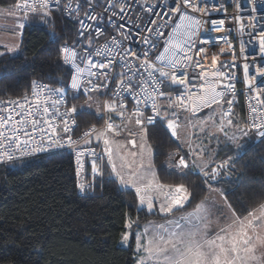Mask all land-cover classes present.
Here are the masks:
<instances>
[{"label": "snow or ice", "instance_id": "1", "mask_svg": "<svg viewBox=\"0 0 264 264\" xmlns=\"http://www.w3.org/2000/svg\"><path fill=\"white\" fill-rule=\"evenodd\" d=\"M53 5L75 17L79 25L77 40L60 48L63 64L75 70L70 88L74 92L83 90L88 108L92 106L90 93L109 96L102 105L107 119L103 128L92 125L74 139L69 134L73 132L69 120L77 126L73 114L78 108L73 105L63 112L60 110L66 104L67 88H52L33 81L31 100L27 93L22 98L0 99V163L23 162L35 154L72 149L78 177L76 186L81 193L93 191L96 177H103L108 168L109 175L116 177L122 187L135 190L137 212L146 209L153 213L158 209L164 217L172 216L190 202L193 194L185 184H166L157 175L147 128L155 126L157 121L163 122L171 137L181 141L179 150L170 154L171 166L181 174H186L184 170L188 169L201 175L208 192L220 199L205 196L191 212L173 216L164 223L146 224L135 234L136 264H264V202L237 213L228 199V190L213 186L231 180L236 158L229 156L215 163L214 152L206 158L208 144L199 135L203 133L211 142L222 133L236 144L237 158L244 147L237 143L239 139L254 133L264 140V83H257L258 77L264 78V66L256 69V75H249L250 65L244 64L245 85L249 91L255 90L256 104H249L252 119L241 126L232 118L233 100L226 99L229 90L235 91L232 83L235 73L230 71L235 67V58L231 62L220 61L224 49L211 54L204 45L223 40L233 52L234 46L227 36L201 38L202 31H225V20L206 19L210 12L206 5L201 6L200 0H172V5H168V0H107L99 13L96 8L101 7L100 0H76L75 6L73 0H66L63 5L62 0H21L0 12V16L16 17L15 29L22 30L25 23L21 21L30 16L47 21ZM158 7H167V11H156ZM235 7L241 9L240 4ZM222 8L223 5L215 10ZM252 11L257 8L253 6ZM85 19L93 23H85ZM233 19L239 21L241 16L235 15ZM126 20L137 29L135 38L141 46L138 50L128 43L133 33L131 29L124 30L122 21ZM239 31L243 33V25ZM249 35L258 39L259 52L264 56V30ZM101 37H106L105 43L97 46L95 42ZM3 47L0 57L17 51L20 44ZM245 51L241 40L240 52ZM244 59L247 61L246 55ZM85 72L88 79L82 80ZM113 84L115 87L110 88ZM41 93L45 94L43 100ZM76 98L74 95L73 99ZM95 103L100 112L98 98ZM217 108L221 109L218 113ZM205 109L209 112L201 116ZM79 110L84 111L85 106L81 105ZM181 113L185 114L183 119ZM116 119L121 123L117 124ZM133 123L140 128L139 133L129 127ZM227 128H236L240 137L229 136ZM125 133L129 137L126 143L116 139ZM93 139L97 147L102 142L101 152L88 147ZM184 148L187 151L181 155ZM85 157L91 166V183L79 179L85 169ZM116 160L120 161L119 167ZM134 223L126 218L125 228L129 231L122 234V243L129 241Z\"/></svg>", "mask_w": 264, "mask_h": 264}, {"label": "trees", "instance_id": "2", "mask_svg": "<svg viewBox=\"0 0 264 264\" xmlns=\"http://www.w3.org/2000/svg\"><path fill=\"white\" fill-rule=\"evenodd\" d=\"M16 2L0 0V9H9ZM76 28V21L60 10H53L47 21L30 16L20 35L18 52L0 57V99L24 96L37 80L52 88L64 87L68 71L60 60L59 46L73 44ZM66 97L71 105L69 92ZM241 113L237 103L232 118L239 124ZM76 115L78 131L101 124L94 112L77 111ZM184 115L181 113V119ZM147 141L153 148L160 181L183 183L193 194L183 211L207 196L201 175L188 169L181 174L171 166L170 154L179 150V144L171 139L163 122L147 128ZM239 144L244 145L239 158L234 145H218L215 163L229 156L236 158V163L230 181L213 185L228 190V199L238 214L264 202V140L255 143L248 136ZM109 173L106 168L103 177L95 179L91 195L80 196L68 153L0 167V264H136L135 234L156 215L147 210L137 212L133 190L121 188ZM126 218L136 225L125 244L121 236L127 231Z\"/></svg>", "mask_w": 264, "mask_h": 264}, {"label": "built area", "instance_id": "3", "mask_svg": "<svg viewBox=\"0 0 264 264\" xmlns=\"http://www.w3.org/2000/svg\"><path fill=\"white\" fill-rule=\"evenodd\" d=\"M17 2H21V0H17ZM65 2H66V0H62V5ZM153 2H155V0H153ZM75 3H76V0H73V6H75ZM200 3H201V6L206 5L209 12H210V15L205 17L206 19H208V20H221V19L225 20V24L223 26L225 31H222L219 33L211 32V31H202L201 32V38L210 39L213 37L227 36V38L231 41L232 45L234 46V52H233V50L229 48V45L226 44L223 40L215 41L214 43H212L210 45H204L205 47L209 48V52L211 54L219 53L220 49L223 48L224 53H223V55H221L219 57L220 61L231 62V61H233V58H235V67L230 69V71L235 73V78L232 81V83L235 85V91L232 92L231 90H229V92L227 93L226 99H232L233 100V105H232L233 114H234L236 104L237 103L240 104L241 111H242L241 120H242V126H243L245 123H247L248 121H250L252 119L253 114L250 111L249 104H252V105L256 104V100L253 99V97L255 96V90L249 91V89L245 85L244 64L247 62L250 65L249 75H256V69L264 66V56H262L259 52L258 39H251L250 35H249L250 33L255 35L256 33H259L260 31L264 30V2H262V0H200ZM100 4H101V7L96 8L97 13L103 11V7H105L107 5V0H100ZM236 4H240L241 9L238 10L235 7ZM168 5H172V0H168ZM221 5H223V8L219 11H216L215 9L220 8ZM253 6H255L257 8V11H255V12L252 11ZM53 10H57L54 5H53ZM156 11H167V7H158L156 9ZM63 13L66 16L70 17L67 12L63 11ZM19 15H20V13L17 12V16H19ZM105 15L107 16V14H105ZM235 15H240L241 20L235 21L233 19V17ZM70 18H72L76 21L75 17H70ZM21 22H24L25 26H26V21H21ZM85 23H93V22L85 19ZM122 23L125 24V29H124L125 31H128L129 29H131V31L133 33V39L130 40L128 43L130 44V46L134 50H138L139 47H141V46L137 44L136 38H135V33H136L137 29L132 26L130 21L126 20V21H122ZM241 25H243V27H244L243 33H241L239 31V28L241 27ZM253 25H254L255 31H253V27H252ZM78 28H79V25L77 23L76 33H77ZM17 30L19 31V33H21V32L23 33V29L22 30L17 29ZM112 34L116 35V33L114 31L112 32ZM105 39H106V37L99 38L95 42L96 45L97 46L103 45L105 43ZM76 40H77V34H76L75 41ZM241 40L244 42L245 47H246V51L243 54L240 52ZM85 43H86V41H85ZM64 44L65 43H63L59 46V57H60V48ZM69 45H71V44H69ZM77 47H79V45H77ZM245 55L247 56V61H245V59H244ZM93 59L95 60L96 58L94 57ZM61 62H62V60H61ZM209 62L210 61H205L206 64ZM62 64H63V62H62ZM63 66L68 71V79H67L66 84L64 86L67 88V92L72 93L76 96L82 97L84 99H87V95L84 94L82 89L79 92H74V90H72L70 88L71 76H72V74H74L75 70L72 69L70 65L63 64ZM81 67H84V64H81ZM224 70L229 71V69H224ZM87 79H88L87 72H85L82 76V80H87ZM36 82L38 85H48L44 81L37 80ZM257 83H264V78L258 77ZM109 87L114 88L115 85L113 84V85H110ZM32 90L33 89L31 87L29 93H27L29 95L30 100L32 99V96H31ZM165 91H166V89H165ZM170 91H171V89H170ZM95 94H97V93H90L89 95L93 96ZM44 95H45L44 93H41V99L42 100H43ZM173 95H175V93H173ZM22 97H20V98H22ZM16 98L17 97L8 98V99H4V100L16 99ZM108 98H109V96H102L101 104L103 105L104 100H106ZM53 99H55V97H53ZM65 99H66V104L60 106L61 112L65 111L66 108H71L69 105L68 98L65 97ZM128 104H129V109H131V107H132L131 102L129 101ZM141 107L143 108V105H141ZM223 110H225V111L227 110L226 105H225ZM206 111H208V109H205L203 112H206ZM146 114H151V113L149 112ZM73 116L76 119V125L77 126L71 125V120H69V125L71 127H73V132L69 133V134H71L73 136V138L76 139L81 135V133L83 131L87 130L89 127L85 128L81 131H78V121H77L76 113H74ZM101 116H103V119L100 118ZM99 119H101V124L97 129L103 128L104 122L107 119V114L103 111V109L101 111ZM57 122H59V118H58ZM115 122L117 124L121 123L119 119H116ZM148 127H150V126H148ZM249 136L253 138V141L255 143H257L261 140L254 133L250 134ZM81 144H83V141H81ZM88 147L96 148L97 152H101V150H102L101 145L99 147H97L96 141L94 139H93V143L91 145H89ZM71 151H72V153L70 154ZM57 153H68L71 157V162H72V167H73L74 187H75L77 195H80V196L91 195L94 192V190L89 191L87 193H81L76 186L77 182H78V177L76 176L75 152L72 149L65 148V149L52 150L49 152L35 154L32 156L26 157L23 162L37 158L39 156H44V155H49V154H57ZM88 159L89 158L85 157V169H84V172L82 173V176L79 179H83L86 183H91L92 182V174H91V166H90V163L88 162ZM15 163H20V161H16V162H13L10 164L0 163V167L8 166V165L15 164Z\"/></svg>", "mask_w": 264, "mask_h": 264}, {"label": "rangeland", "instance_id": "4", "mask_svg": "<svg viewBox=\"0 0 264 264\" xmlns=\"http://www.w3.org/2000/svg\"><path fill=\"white\" fill-rule=\"evenodd\" d=\"M6 10L7 9H0V12H5ZM17 22L18 21H17L16 17L0 16V48H3L4 49L3 46L5 44L12 45L14 43H19L20 33H19V31L17 29H15V25H16ZM17 52H18V50L15 51V52H13V53H9V54L15 55ZM69 94L73 98L74 94H72V93H69ZM97 98L99 99V102H100V105H101V111H102V104H101L102 98H101V96L98 93L95 94V95H93L92 96V101L89 102L92 105L91 108H88V106L85 104V101L86 100H82V99H78V98L73 99L71 101L70 107H72L73 105H76L77 108H78V111H80L79 110L80 106L81 105H84L85 106V110H88V111L94 112L96 114H99L101 111L100 112H97V107H96V103H95V101L97 100ZM219 111H221V109L220 108H217V113ZM207 112H209V111H207ZM207 112H205V113H207ZM205 113H202L201 116L204 115ZM240 125L242 126V124H240ZM95 126H96V128L99 127V125H95ZM129 127L134 132H137V133L140 132V128H138L136 125L131 124V125H129ZM226 130L228 131V135L229 136H232L233 134H235L237 137H240V135H241L240 132L236 128H227ZM212 131H215V129H212ZM199 135H200V138L201 139H204L205 143L208 144V151L206 153V158H207L208 153L214 152L215 153V156L213 158L215 159L216 153H217V147H218L219 144L221 145V144H224V143L227 142L228 144H232V145H234L236 147V144H234L231 141H229L228 138L225 137L222 133H218V136H219V139L218 140L217 139H212L211 142H209L205 138V135L203 133H200ZM244 138H246V137H243L242 139H244ZM116 139L120 140L122 143H126L127 140L129 139V137H127V134L125 133V134H123V135H121L119 137H116ZM242 139H239L237 141V143H240L242 141ZM137 140H139V136H137ZM176 142L178 144H181V141H176ZM196 142L199 143L200 140L198 139ZM100 145H101V148H103V144L101 143ZM183 150H185V152H186L187 151V148H184ZM169 161H170V159H169ZM116 163H117V166L119 167L120 161L119 160H116ZM155 170H156V172H158L156 168H155ZM157 175H158V173H157ZM114 178L117 180L118 184L120 185L119 180L116 177H114ZM121 188H122V186H121ZM131 190H133V192L135 193V190L134 189L131 188ZM208 195H212L217 201H219V199H220L214 193L210 194L208 192L207 196ZM135 197H136V194H135ZM136 201H137V205H138V198L137 197H136ZM189 203L190 202L186 203L185 206L188 205ZM195 205L194 206L192 205V207L190 205L189 208H187V210H184L183 211V209L185 208V206H184V208L181 209L182 211L181 210L180 211H176V212H174L172 214V216H168V217H164L162 214H160L158 212V209L157 210H154L153 214H155L156 217L154 219H150L148 222L142 224L140 226L141 229H139L138 232L139 231H142L143 228H144V226L146 224L150 223V222L164 223L166 219H171V218H173V216L174 217H179L181 215H184L187 212H191V211L194 210ZM135 225H136V223L133 224V226H135ZM127 231H129V230L127 229ZM133 242H134V245L136 247V239H135V237H134V241ZM136 253H137V251H136Z\"/></svg>", "mask_w": 264, "mask_h": 264}, {"label": "crops", "instance_id": "5", "mask_svg": "<svg viewBox=\"0 0 264 264\" xmlns=\"http://www.w3.org/2000/svg\"><path fill=\"white\" fill-rule=\"evenodd\" d=\"M235 123H236V121H234ZM120 186V185H119ZM121 187V186H120ZM123 189H131V188H124V187H122ZM146 210V209H145ZM141 229V228H140ZM134 247H135V245H134ZM135 252H136V247H135ZM138 255V254H137Z\"/></svg>", "mask_w": 264, "mask_h": 264}, {"label": "bare ground", "instance_id": "6", "mask_svg": "<svg viewBox=\"0 0 264 264\" xmlns=\"http://www.w3.org/2000/svg\"><path fill=\"white\" fill-rule=\"evenodd\" d=\"M101 98H102V96H101ZM77 116V115H76ZM92 126V125H91ZM91 126H89V127H91ZM72 153V151L70 152V154Z\"/></svg>", "mask_w": 264, "mask_h": 264}]
</instances>
